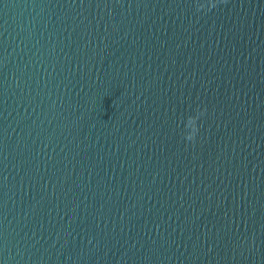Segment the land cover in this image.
<instances>
[{"label": "water", "instance_id": "water-1", "mask_svg": "<svg viewBox=\"0 0 264 264\" xmlns=\"http://www.w3.org/2000/svg\"><path fill=\"white\" fill-rule=\"evenodd\" d=\"M0 264H264V0H0Z\"/></svg>", "mask_w": 264, "mask_h": 264}]
</instances>
